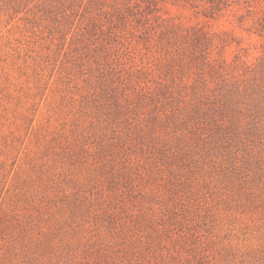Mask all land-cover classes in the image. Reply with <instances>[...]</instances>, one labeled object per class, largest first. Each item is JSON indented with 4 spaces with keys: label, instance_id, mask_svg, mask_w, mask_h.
<instances>
[{
    "label": "rangeland",
    "instance_id": "1",
    "mask_svg": "<svg viewBox=\"0 0 264 264\" xmlns=\"http://www.w3.org/2000/svg\"><path fill=\"white\" fill-rule=\"evenodd\" d=\"M0 264H264V0H0Z\"/></svg>",
    "mask_w": 264,
    "mask_h": 264
}]
</instances>
